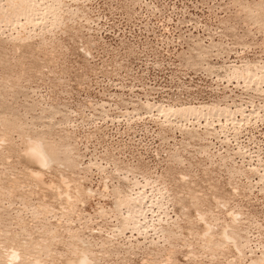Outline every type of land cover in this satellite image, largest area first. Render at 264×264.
<instances>
[{"label": "rangeland", "instance_id": "1", "mask_svg": "<svg viewBox=\"0 0 264 264\" xmlns=\"http://www.w3.org/2000/svg\"><path fill=\"white\" fill-rule=\"evenodd\" d=\"M263 181L264 0H0V264H263Z\"/></svg>", "mask_w": 264, "mask_h": 264}, {"label": "bare ground", "instance_id": "2", "mask_svg": "<svg viewBox=\"0 0 264 264\" xmlns=\"http://www.w3.org/2000/svg\"><path fill=\"white\" fill-rule=\"evenodd\" d=\"M24 1V0H23ZM34 1V0H33ZM15 2V1H14ZM26 2V1H25ZM29 2H32V1H29ZM33 3V2H32ZM26 4V3H25ZM30 4V3H29ZM26 8H29V7H26ZM24 13V12H23ZM15 15V14H14ZM20 15H22V14H20ZM20 15H17V16H19V17H21ZM23 16V15H22ZM34 16V15H33ZM33 18V17H32ZM250 83V82H249ZM170 110V109H169ZM168 110V111H169ZM167 111V110H166ZM170 113H172L171 111H169ZM192 112V111H191ZM201 112V111H200ZM166 113V112H165ZM167 114H168V112H167ZM32 144V143H31ZM30 152H31V155H32V157L35 159V161L36 162H38L42 167H47V166H49V164L51 163V159H50V157H49V155H48V153L45 151V149L43 148V145H41V143H34L33 142V144H32V146L30 147ZM44 169V168H43ZM47 169V168H46ZM34 177H35V175L34 174H32ZM39 175H40V173H39ZM39 175H37L36 177H39ZM40 177H42L41 175H40ZM262 179V178H261ZM264 182V181H263ZM66 196V198H67V195H65ZM122 197V196H121ZM128 197V196H127ZM123 198V197H122ZM126 198V197H125ZM131 197H129L128 199H130ZM67 199H69V198H67ZM124 199V198H123ZM127 199V200H128ZM131 199H133V198H131ZM137 199V198H136ZM122 200V199H121ZM123 201V200H122ZM122 201H120V202H122ZM128 201H131V200H128ZM133 201H135V202H137L136 200H134L133 199ZM125 202V201H124ZM139 203V202H138ZM131 204H133V203H131ZM127 205H128V203H127ZM129 206H131V205H129ZM131 210H132V208H131ZM132 211H134V210H132ZM131 211V212H132ZM130 212V211H129ZM130 212V213H131ZM131 214H134V213H131ZM199 215V214H198ZM134 216V215H133ZM202 216V215H201ZM198 217V219L200 218V222H203L204 220V218H203V216L202 217ZM130 217V216H129ZM132 217V216H131ZM234 217H236V215L234 216ZM237 218V217H236ZM129 219V218H128ZM127 219V220H128ZM131 219V218H130ZM129 219V220H130ZM128 220V221H129ZM134 220V219H133ZM135 221H137V220H135ZM233 221V220H232ZM235 222H234V224L236 223V221L237 220H234ZM132 222V221H131ZM134 223H136V222H134ZM205 224H206V222H205ZM133 225V224H132ZM138 225V224H137ZM136 225V226H137ZM207 225V224H206ZM133 227V226H132ZM208 227H209V225H208ZM211 227V226H210ZM134 228H135V226H134ZM212 228V227H211ZM211 228H209L210 230H211ZM134 230V229H133ZM213 230V229H212ZM228 230H226L225 232H227ZM230 231H232V230H230ZM230 231H228L227 233L229 234V232ZM208 232H209V230H208ZM212 232V231H211ZM210 232V233H211ZM224 232V231H223ZM222 232V233H223ZM233 232V231H232ZM227 233H225L226 235H227ZM205 234H207V232H205ZM224 234V233H223ZM209 235V233L207 234V235H205L204 236V234H203V236H204V238H206V236H208ZM202 236V237H203ZM210 236V235H209ZM220 236V235H219ZM222 236V235H221ZM229 236V239L232 237V236H230V235H228ZM226 237V236H225ZM233 237H234V235H233ZM209 239H210V237H208ZM222 239V238H221ZM237 239V238H236ZM231 240H233V241H235L234 239H231ZM237 241V240H236ZM220 242V241H219ZM227 244H228V242H227ZM232 246V245H231ZM236 247V248H235ZM234 248L237 250V247H239L238 245L237 246H235ZM239 251H240V249H239ZM13 252V251H12ZM237 252H238V250H237ZM12 255L10 256L9 254V259L12 261H10L9 259V261L13 264V262L16 260V259H18L19 258V256L17 255H15V252H13V253H11ZM238 255V254H237ZM83 256V255H82ZM85 256V255H84ZM83 256V257H84ZM239 256V255H238ZM242 255H241V252H240V257H241ZM18 257V258H17ZM6 258H7V256H6ZM84 258H87L86 256L84 257ZM261 259V258H260ZM8 260H6V261H8ZM82 259H80L79 260V263H80V261H81ZM264 260V259H263ZM263 260H261L262 262H263ZM18 261V260H17ZM9 262V263H10ZM74 263H75V261H73ZM85 262H86V260L85 261H82L81 262V264L83 263V264H85ZM88 262V261H87ZM87 262H86V264H87ZM257 262V261H256ZM8 263V262H7ZM78 262H77V264H79ZM260 263V262H259ZM254 264H256V263H254ZM262 264V263H261ZM264 264V263H263Z\"/></svg>", "mask_w": 264, "mask_h": 264}]
</instances>
